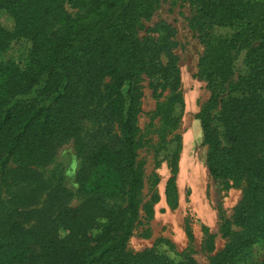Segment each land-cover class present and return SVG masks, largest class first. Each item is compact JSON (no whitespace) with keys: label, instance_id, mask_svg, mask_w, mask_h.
Here are the masks:
<instances>
[{"label":"trees","instance_id":"obj_1","mask_svg":"<svg viewBox=\"0 0 264 264\" xmlns=\"http://www.w3.org/2000/svg\"><path fill=\"white\" fill-rule=\"evenodd\" d=\"M161 1L0 0V11L14 21L11 33L0 25V51L14 37L31 43L22 65L0 66V182L9 191L0 200V264H197L155 248L126 249L139 219L142 175L136 98L133 87L126 95L122 88L141 74L162 79L169 72L158 61L168 28L160 38L137 35ZM189 1L195 9L190 26L203 44L198 76L209 92L198 114L206 167L214 180L243 185L234 219L245 232H231L225 220L221 237L230 241L210 264H238L264 241V216L250 221L264 210V0ZM216 28L233 32L214 37ZM240 54L246 71L233 80ZM90 115L99 125L82 139ZM67 139L84 160L77 177L82 200L70 206L57 188L50 206L46 201L36 209L48 187L36 168ZM206 248L214 251L212 240Z\"/></svg>","mask_w":264,"mask_h":264},{"label":"rangeland","instance_id":"obj_2","mask_svg":"<svg viewBox=\"0 0 264 264\" xmlns=\"http://www.w3.org/2000/svg\"><path fill=\"white\" fill-rule=\"evenodd\" d=\"M67 10L71 15L76 12L70 7ZM194 15L195 9L189 0H163L150 19L142 21L137 28L140 39L148 35L151 38L159 35L160 38L165 36L168 28L165 51L158 61L169 72L162 79L157 73L141 74L131 86L122 88L126 95L133 87L136 98V162L142 175L139 219L126 249L129 254H135L155 248L173 260L188 255L197 264H210L230 241L221 237L220 228L225 220L229 221L231 232H245L234 219L235 209L242 200L243 185L232 186L214 180L206 167V148L202 144L198 114L208 100L209 92L198 76L197 65L203 44L198 40L195 28L190 26ZM0 25L6 32L14 30L12 17L4 11H0ZM151 30L155 33H148ZM232 32L227 28H216L212 36L227 38ZM30 50L29 40L14 37L0 51V66L10 62L22 65ZM242 60V54L235 60L233 80L245 74ZM25 99L32 97L26 95ZM98 125V119L90 115L83 123L81 138L96 130ZM114 131L118 134L116 127ZM83 161L73 140L67 139L48 164L36 168L48 187H44L35 208L40 209L46 201L50 206L57 188H60L59 194L66 192V204H80L77 177ZM8 196L6 184L0 182V200H6ZM116 202L121 204V199ZM263 216L264 210L259 209L250 221L253 223ZM60 235L64 236V233ZM31 238L27 240L31 241ZM208 240L214 243L213 252L207 251ZM237 263L264 264V241L246 250Z\"/></svg>","mask_w":264,"mask_h":264}]
</instances>
